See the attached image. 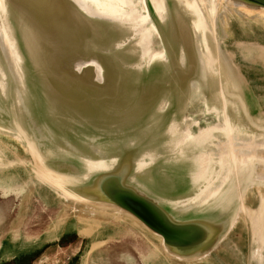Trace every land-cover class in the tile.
<instances>
[{"label": "water", "instance_id": "95a60500", "mask_svg": "<svg viewBox=\"0 0 264 264\" xmlns=\"http://www.w3.org/2000/svg\"><path fill=\"white\" fill-rule=\"evenodd\" d=\"M5 1L16 14L12 22L16 67L13 74L16 76H12L0 54L2 68L6 70L5 77H0V193L21 198L19 205L22 206H18L16 200L13 208L28 209L30 197L38 188L41 197L43 190L55 192L53 203L57 202L59 193L71 204L72 214L81 209L92 211L97 217L102 215L106 221L123 216L133 220L130 224L141 225L159 240L162 252L157 253L170 264L203 263L221 250L224 239L245 215L253 220L252 248L247 259L243 252H238L237 260L240 264H264V194L261 190L264 188V140L256 138L264 139V110L258 101L252 103L244 97L245 82L250 83V79L234 61L233 53L219 40V22L225 25L223 36L228 38L227 18L233 16L231 14L264 18L257 12L264 11V0H223L218 3L214 20H210L213 50L219 55L221 49L229 55L240 81L238 89L222 72L220 74L218 60L211 67L208 62L204 73L195 55L189 57L192 58L189 62L178 55L177 45L173 48L175 56L166 51L171 47L152 25H158L170 35L173 27L182 33L188 22L186 17L183 22L178 18L180 3L177 0H168L165 8L167 11L169 8V18L165 22L152 0H130V6L125 9L129 16L124 14V8L112 6L116 3L112 0ZM239 6H247L256 13L244 12ZM148 12L153 23H145L143 27L138 17ZM27 29L37 45L33 49L27 46L28 37L24 38ZM239 43L264 51V44L258 42ZM150 71L152 81L133 85ZM219 90L238 106L230 107L232 122L248 124L253 128V138L239 139L238 148L226 145L231 139L226 132L225 140H202V143L213 140L225 145L220 156L226 157L228 162L219 161L221 167L216 171L222 172L226 169L222 165L228 164L233 184L227 200L232 197V201L222 199L208 204L204 201L201 207L181 211L175 208V199L195 196L193 192L201 186L192 184V171L197 167L198 173L205 174L212 160L197 159L202 143L186 139L176 147L170 146L169 129L179 121L184 126L183 133L189 131L193 137L227 131L226 117L222 115L220 119L222 108L216 106V109L214 105L222 101ZM198 104L203 105L208 115L216 114L217 121L208 126H202L199 121L189 125L192 119L187 113ZM245 143L249 144L250 158L256 160V175L250 172L251 178L231 160L232 151L245 149ZM152 150L158 153L154 157ZM89 168H93V172L87 178ZM52 169L82 177L73 189L83 197L68 193ZM35 181H39L38 188ZM45 185L52 187L51 190L44 188ZM256 187L260 188L261 197L258 205L253 206L248 202V192ZM101 203L111 205L102 209ZM76 205L77 208H73ZM57 223L55 218L50 223L45 222L46 229L32 236L34 242L60 237L70 224L67 220L61 231ZM20 239L16 236L0 238V252L10 249ZM28 239L26 235L25 240ZM164 247L195 258L176 259L168 255Z\"/></svg>", "mask_w": 264, "mask_h": 264}, {"label": "rangeland", "instance_id": "374dc122", "mask_svg": "<svg viewBox=\"0 0 264 264\" xmlns=\"http://www.w3.org/2000/svg\"><path fill=\"white\" fill-rule=\"evenodd\" d=\"M231 15L233 16L227 18L228 38L223 36L222 30L225 29V25L219 22V40L225 49L233 53L234 61L250 79V83L245 82L244 97L252 103L258 101L264 110V51L256 46L248 48V43L245 45L239 43L245 41L264 44V18L250 19L236 14ZM134 73L132 74L137 76V73ZM152 80L151 71L146 72L142 80L134 81L133 85L140 86ZM187 116L192 119L188 121L191 126L198 121L202 126L217 121L216 114L208 115L202 104L189 111ZM194 131H197V128ZM22 172L25 173L24 170ZM35 182L38 188L39 181ZM46 186L43 187L51 190L52 187ZM261 190L264 194V188ZM40 192L38 188V191L31 195V204L26 210L13 208L14 205L16 207V200L18 206H22L19 205L21 202L19 196L10 198L0 193V238L21 237L20 242L10 248V251L14 252L12 254L17 256L7 263L3 261L0 264H43L42 261L48 260V257L51 258L50 262L55 264H170L161 253H157L162 252L159 240L141 225L130 224L133 220L121 216L106 221L102 219V215L97 217L92 211L83 212L81 209L72 214L71 204L59 193L57 202L53 203L52 199L57 196L55 192L43 190L42 197ZM248 193V202L257 206L261 197L260 188L256 187ZM54 218L58 222L57 228L61 227V231L66 227L67 220L70 224L57 239L54 237L55 239L51 238L52 240L48 242L46 239L34 242L32 236H38L46 229L44 223H50ZM252 222L249 217L241 216L235 231H230L224 239L221 250L199 264H240L237 260L238 252H243L247 259L252 248ZM26 235L28 241L25 240Z\"/></svg>", "mask_w": 264, "mask_h": 264}, {"label": "bare ground", "instance_id": "6f19581e", "mask_svg": "<svg viewBox=\"0 0 264 264\" xmlns=\"http://www.w3.org/2000/svg\"><path fill=\"white\" fill-rule=\"evenodd\" d=\"M116 2L115 4H112V6L122 9L124 8V14L126 16H129V12H125V9H127L130 5V0H112ZM155 5L156 11L159 13V16L162 18V21L165 22L167 17L169 18V8L167 11V2L168 0H152ZM178 3H180V9L177 13L178 18L182 19V22L185 20V17L187 19L188 24L186 23L185 30L181 33L179 28H174L171 30V35L168 32H165L162 30L161 27L158 25H155L150 18L149 12L148 15L146 16H139L140 21L143 24V27L145 23H149L152 25L154 29H156L161 36L162 40L168 44L171 47V50H168L166 48V51L168 53H173L172 56H175L176 51L173 52V48L177 45L178 49V55L180 54V57L183 58L184 61H189L192 62V58L190 59L189 57H192V54L195 55V60L201 65V70L203 68V72L205 73L206 65L208 62H210L211 67L215 62H219L222 75H225V77L228 79L229 83L236 89L240 87V81L238 79V75L236 72V69L234 67V64H232L230 57L227 53L223 52L220 49L219 55L213 50V45L210 40L209 32H210V20H214L216 9L218 7V3L222 2L223 0H177ZM233 5V3H231ZM238 9L244 11V12H255V10L250 9L247 6H239ZM167 11V13H166ZM261 13V15L264 16V11L259 10L257 11ZM16 17L15 12L13 9L6 3L5 0H0V54L3 56V61L7 62L8 68L11 70V74L13 77L16 76L15 73L16 67L14 65L15 59L13 55V50H12V44L15 42V30L13 27V19ZM175 24V23H174ZM190 28V29H188ZM176 29V30H175ZM29 29L25 30L26 34L25 36L28 37V43L27 46L28 48H34L33 41H32V35L27 34V31ZM31 32V31H29ZM172 37V38H171ZM180 42V45L177 43ZM38 47H35V50H37ZM166 53V52H165ZM162 56H159L160 58ZM167 57V53L166 56ZM210 60V61H209ZM186 63V62H184ZM11 66V67H10ZM13 71V72H12ZM6 70L2 68V62L0 60V77H5ZM0 85L2 83L0 82ZM220 96L222 95V101H218L214 103L215 108L218 109L216 106L222 108L219 110L220 112V119L222 118V115H224L226 118L227 122V131L221 130V131H212L210 134L209 133H202L200 134L199 137H193V135L189 132L186 131L183 133L184 126L183 124L178 121L174 122L170 126V133L172 134L170 138V146L176 147L178 146L180 141H184L186 139H189L191 142H195L196 144H201L203 139H222L225 140L227 139L226 133L228 134L230 140L229 143H226V145L231 144L232 147L238 148V146L241 144L239 139L248 140L253 138V135L251 132L253 131V128H249L248 124L244 125L238 122L237 125H235L232 122V114L230 113V107L237 106V104L230 102L229 99L227 98V95L224 94L221 90H219ZM232 104V105H231ZM238 107V106H237ZM238 120H242L239 118ZM241 124V125H240ZM256 130V128H255ZM226 132V133H225ZM259 141H263L260 136H256ZM261 138V139H260ZM173 142V144H172ZM228 142V141H227ZM219 143V141H218ZM257 145L261 142H256ZM180 145V144H179ZM246 148L249 146L248 143H245ZM222 147H225V145H218L214 143L213 140L205 141L202 143V147L199 150V154L197 153V159L198 157L205 158L207 160H212L211 164L205 168V174L202 172L198 173V168L195 167V169L192 171L191 176H192V184L195 185H201L193 194L195 196H188L187 198H180L175 199L174 204L175 208L179 209L181 211L183 210H188L192 207H201L209 202L213 201H220V200H226V201H232V197L229 198L232 194V184H233V179L231 175L230 169H227L228 164L222 165L225 166L226 169H224L222 172H217L216 169L221 167L220 162H225L228 160L226 157L220 156L222 155ZM234 149V152L232 151V157L231 160L235 161L237 163V168L242 169L243 172L248 173V177L251 178L252 175H256L255 172V165L256 162L255 158L252 159L250 158V150L247 149ZM151 152L153 157L154 155H157L156 150H152ZM179 155L181 153L178 152ZM224 156V154H223ZM179 158V157H178ZM217 161L218 163H213V161ZM240 161V164L239 162ZM143 165V163H141ZM254 164V165H253ZM254 166V167H253ZM264 166V164H263ZM247 168V170L245 169ZM253 168V169H252ZM93 168H89V172L87 175H85L87 178L90 176L93 172ZM239 169V170H240ZM51 170V169H50ZM238 170V172H239ZM57 171V170H56ZM54 169H52V172L56 175L59 176V183L66 187L68 190V193L70 194H75L77 197H83L81 196V192L74 191L75 183L77 184L78 182L82 181V177H76V175L73 174H68V173H57ZM208 174V175H207ZM212 174V176H211ZM240 174V172H239ZM215 175H217L215 177ZM250 175V176H249ZM258 178V175H257ZM256 178V179H257ZM84 179V178H83ZM204 185L208 186V188H202ZM205 201V202H204ZM103 207L100 208H105L106 206L109 207L111 204L109 203H101ZM225 205V204H222ZM106 207V208H107ZM73 208H77V205L74 206ZM120 211V210H119ZM165 252L168 253V255L179 259V260H192L195 257H187V256H182L180 254H177L175 252H172L169 248L164 247Z\"/></svg>", "mask_w": 264, "mask_h": 264}, {"label": "crops", "instance_id": "0c3cea01", "mask_svg": "<svg viewBox=\"0 0 264 264\" xmlns=\"http://www.w3.org/2000/svg\"><path fill=\"white\" fill-rule=\"evenodd\" d=\"M53 239H55V238H53ZM50 240H52V239L47 238L46 242H48ZM16 250H18V249H16ZM12 253H14V252L13 251L11 252L10 249L4 250L3 252H0V263H2L3 261L5 263H7L8 261H11L13 258H15L17 256L16 254H12ZM49 259H51V258L48 257V260L42 261L43 264H55V263H51Z\"/></svg>", "mask_w": 264, "mask_h": 264}]
</instances>
